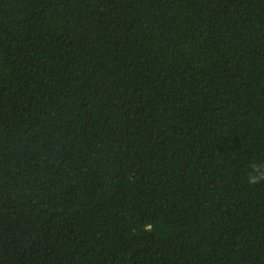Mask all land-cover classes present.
Listing matches in <instances>:
<instances>
[{"label":"trees","instance_id":"16d2710c","mask_svg":"<svg viewBox=\"0 0 264 264\" xmlns=\"http://www.w3.org/2000/svg\"><path fill=\"white\" fill-rule=\"evenodd\" d=\"M0 264H264V0H0Z\"/></svg>","mask_w":264,"mask_h":264}]
</instances>
